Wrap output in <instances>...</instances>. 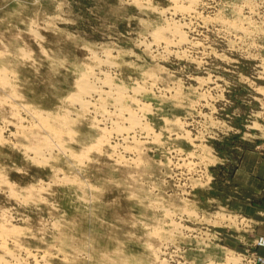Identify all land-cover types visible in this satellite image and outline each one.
<instances>
[{
  "label": "rangeland",
  "instance_id": "374dc122",
  "mask_svg": "<svg viewBox=\"0 0 264 264\" xmlns=\"http://www.w3.org/2000/svg\"><path fill=\"white\" fill-rule=\"evenodd\" d=\"M176 1L0 0V264L255 252L264 0Z\"/></svg>",
  "mask_w": 264,
  "mask_h": 264
},
{
  "label": "crops",
  "instance_id": "0c3cea01",
  "mask_svg": "<svg viewBox=\"0 0 264 264\" xmlns=\"http://www.w3.org/2000/svg\"><path fill=\"white\" fill-rule=\"evenodd\" d=\"M259 177H261V180L264 181V176H259ZM263 184H264V183H263ZM244 207H245V206H244ZM246 208L249 209L250 214H248V215H250L251 218L258 219V218H259L258 215H260V216H261V215H264V207H261V205H259V204H256V203H250V204H248V205L246 206ZM259 219H260V218H259ZM261 219H263V218H261ZM261 219H260V220H261ZM255 233H256L257 235H258V234H260V235H264V225H262V226H256V227H255ZM254 251L256 252L257 255L264 257V248H262V247H257V248H254Z\"/></svg>",
  "mask_w": 264,
  "mask_h": 264
},
{
  "label": "built area",
  "instance_id": "2783aa9c",
  "mask_svg": "<svg viewBox=\"0 0 264 264\" xmlns=\"http://www.w3.org/2000/svg\"><path fill=\"white\" fill-rule=\"evenodd\" d=\"M250 245L254 248L262 247L264 248V235L255 236ZM241 264H264V257L255 254V252L251 251L245 258L241 259Z\"/></svg>",
  "mask_w": 264,
  "mask_h": 264
},
{
  "label": "bare ground",
  "instance_id": "6f19581e",
  "mask_svg": "<svg viewBox=\"0 0 264 264\" xmlns=\"http://www.w3.org/2000/svg\"><path fill=\"white\" fill-rule=\"evenodd\" d=\"M177 1H180V0H177ZM177 1H176V4H177ZM182 1H183V0H182ZM190 1H191V0H190ZM179 7H180V6H179ZM185 9H186V8H185ZM190 9H191V8H190ZM190 9L187 7V10H190ZM81 84H82V83H81ZM81 84H80V85H81ZM80 88H82V89H83L84 91H86V92H87V91H88V92L91 91V90H89V89H90L89 86L86 85V84H85V85L83 84V86H80ZM93 89L95 90L96 88H93ZM109 91H110V90H109ZM106 93H107V92H106ZM82 94H83V93H82ZM78 97H79V96H78Z\"/></svg>",
  "mask_w": 264,
  "mask_h": 264
}]
</instances>
